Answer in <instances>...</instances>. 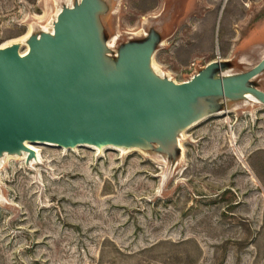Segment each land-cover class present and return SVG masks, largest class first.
Returning <instances> with one entry per match:
<instances>
[{"label":"rangeland","instance_id":"obj_1","mask_svg":"<svg viewBox=\"0 0 264 264\" xmlns=\"http://www.w3.org/2000/svg\"><path fill=\"white\" fill-rule=\"evenodd\" d=\"M69 1L0 0V46L41 34ZM100 1L107 38L154 33L153 60L176 82L264 57V0ZM253 83L264 91V72ZM208 102L222 112L185 129L171 156L37 144L40 162L6 160L0 264H264V104Z\"/></svg>","mask_w":264,"mask_h":264},{"label":"water","instance_id":"obj_2","mask_svg":"<svg viewBox=\"0 0 264 264\" xmlns=\"http://www.w3.org/2000/svg\"><path fill=\"white\" fill-rule=\"evenodd\" d=\"M105 8L100 0H79L62 8L53 34L30 36L27 53L16 43L0 48V156L22 150L35 156L25 140L155 148L171 156L182 131L222 110L208 99H244L245 90L264 96L253 83L264 57L234 77H216L228 67L212 61L176 82L151 70L159 43L151 33L118 47L111 59L99 15Z\"/></svg>","mask_w":264,"mask_h":264},{"label":"bare ground","instance_id":"obj_3","mask_svg":"<svg viewBox=\"0 0 264 264\" xmlns=\"http://www.w3.org/2000/svg\"><path fill=\"white\" fill-rule=\"evenodd\" d=\"M69 5L70 7L74 6V4L71 2V0L69 1ZM62 11V9H59V11H57L56 15H55V20L57 19V16L58 14ZM55 20L52 22L51 26H47L45 25L44 28H45V31L47 33H50V34H53L54 33V23H55ZM144 33H146V31H143ZM30 34L27 33L25 34L24 36L12 41V42H9L3 46H0V48H6V47H9L13 44H18L20 47L23 45L26 47L25 51L21 52V54H25L27 53V51L29 50L30 46H29V40H30ZM117 38L118 36L117 35H113L111 38H109L107 40V46H108V50L106 52V55L108 57H110L111 59H115L116 57H118V54H119V50H118V47H116V41H117ZM165 41H161L162 44H164ZM150 68L151 70H153V72L160 76V77H167L169 78L170 80H174L172 79V77L168 74H166L165 72H163L157 65L156 63L154 62L153 60V56L151 57V60H150ZM240 74L239 72H233L230 68H222L221 71L219 73H217L215 76L218 77L219 75H223L224 77H234L236 75ZM175 81V80H174ZM242 96L245 97V99H248L250 101H254V102H257V103H264L262 100L264 98V96H262L261 94H258V93H255L253 91H250V90H245L243 91L242 93ZM221 111H217L215 113H211L209 114L208 116L206 117H210L212 115H215V114H219L221 113ZM204 117V118H206ZM202 118V119H204ZM201 119V120H202ZM200 120V121H201ZM199 121L195 122L194 124H192L191 126L195 125L196 123H198ZM189 128V127H188ZM183 134V131L181 132V134L179 135L178 137V143L179 145H181V136ZM23 144L25 146H27V148L29 149H32L35 151V156L29 158L28 155H29V152L28 150H22L21 152H15V153H10V152H7V151H4L3 154L0 156V166L8 159L10 158H13V157H19L21 159H24L25 162L29 165L33 164V163H37V162H40V159L39 157L41 158V154L38 150V148H36L34 145H37V144H43V145H49V146H55V147H59V148H64V149H76L77 147H86V148H91V149H97L98 151H102V150H105V149H108V148H114V149H117V150H123V149H128V150H143L139 147H129V148H122V147H117V146H114V145H106L104 146L103 148H99L95 145H92V144H79L75 147H70V148H67V147H61L55 143H51V142H43V141H29V140H25L23 142ZM182 155H183V152H182Z\"/></svg>","mask_w":264,"mask_h":264}]
</instances>
